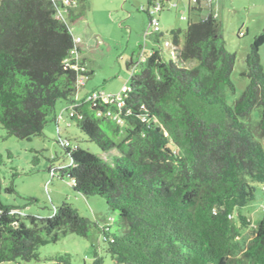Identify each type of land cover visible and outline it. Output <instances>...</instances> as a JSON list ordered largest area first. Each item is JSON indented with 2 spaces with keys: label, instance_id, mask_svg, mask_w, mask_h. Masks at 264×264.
<instances>
[{
  "label": "trees",
  "instance_id": "1",
  "mask_svg": "<svg viewBox=\"0 0 264 264\" xmlns=\"http://www.w3.org/2000/svg\"><path fill=\"white\" fill-rule=\"evenodd\" d=\"M207 2L206 16L187 23L181 46L180 30L170 29L163 43L161 33H145L155 32V48L139 55L143 69L133 71L120 92V125L96 116L110 105L92 106L85 99L91 92L73 99L84 85L78 78L92 75L81 59H69L79 47L68 22L83 19L86 5L79 12L67 8L62 20L55 17L62 1L0 0V126L8 136L29 140L42 135L48 120L56 123L58 101L76 104L71 121L105 156L63 144L71 163L52 172L73 181L74 192L101 197L116 214L111 231L67 202L39 217L0 200V263L38 260L41 247L66 234L87 238L94 225L114 264H264V215L253 222L241 212L253 201L255 184H264L258 139L264 138V27L245 58L248 84L230 106L224 91H235L230 74L236 56L225 48ZM142 12L150 24L153 16ZM258 106L252 130L241 119ZM115 149L119 153L107 159ZM3 192H16L13 181ZM92 247V264H103L99 247Z\"/></svg>",
  "mask_w": 264,
  "mask_h": 264
},
{
  "label": "rangeland",
  "instance_id": "2",
  "mask_svg": "<svg viewBox=\"0 0 264 264\" xmlns=\"http://www.w3.org/2000/svg\"><path fill=\"white\" fill-rule=\"evenodd\" d=\"M64 1V0H58ZM74 4H66L75 12L82 9L84 3V18L76 22H68L73 38L80 36L85 45L87 61L94 69L90 79L98 86L93 91L117 93L126 88L133 71L140 72L144 63L138 60L139 55L150 52L153 35L149 18L145 12L150 3L163 2L160 12L153 15L161 33L159 39L163 43L169 39L168 31L180 30V46L184 40V31L190 20H197L208 13L207 0H72ZM211 11L220 23L224 46L235 54L236 58L230 79L235 91L227 89L224 98L232 106L248 84L244 75L247 71L245 58L253 39L261 33L264 27V0H212ZM66 14V11H64ZM185 17V19L183 18ZM260 64L264 71V43L259 47ZM194 63L187 64L188 67ZM65 102L58 101L54 106V114L58 125L50 119L46 123L41 136L20 140L8 136L0 126V179L2 189L0 200L5 205L18 206L22 214L47 217L52 210L63 202L78 209L80 214L96 222L100 228L116 229L114 220L116 214L107 207L104 199L97 195L85 197L74 192L66 175L61 177L59 171L52 170L70 165L71 161L63 142L68 140L71 149L79 146L81 149L102 156V150L87 139L76 124L71 121L68 111L64 110ZM261 107L252 109L249 116L242 118L252 130L258 125ZM61 115V117L59 116ZM56 119V120H57ZM59 129H57V127ZM103 129L112 135V129L101 123ZM117 141V137H112ZM264 149V138H258ZM119 152L115 149L107 159ZM53 166V169L50 167ZM13 173L15 174L13 176ZM13 181L15 193L7 195L3 189ZM254 199L241 212L253 222L264 215V184H255ZM31 198V199H30ZM92 243L99 247L103 264H114L104 251V243L98 229L93 225L89 236L84 238L75 234H66L54 244H47L39 249L38 260H12L0 264H92ZM69 257L67 258V255ZM61 257L66 262L53 260Z\"/></svg>",
  "mask_w": 264,
  "mask_h": 264
},
{
  "label": "built area",
  "instance_id": "3",
  "mask_svg": "<svg viewBox=\"0 0 264 264\" xmlns=\"http://www.w3.org/2000/svg\"><path fill=\"white\" fill-rule=\"evenodd\" d=\"M209 1H212V0H209ZM66 4L69 5V4H74V3L72 0L62 1L61 6L57 7V9L55 10L56 19L64 20L66 18V14L64 12V11H66V9H65ZM162 7H163V4L161 2H157V3L154 2L152 4V6H150L147 10L149 11L150 15L153 16L154 14L160 12L162 10ZM183 18L185 19V17H183ZM150 26L152 28V31H155V32L159 31V27L157 26V23L153 22V20L150 23ZM74 41H75V43H78L79 39L75 38ZM165 44L167 45L168 42H165ZM77 54H78V52L76 49L72 50L70 53L69 59H71V60L75 59L77 61L78 60ZM171 54L173 55V53H171ZM70 66L73 69H77L76 64L71 65V63H70ZM84 81H85L84 76L79 77L77 80L78 86L83 85ZM85 99L87 101L91 102L92 106H96V105H99L101 103L110 105V107H107L104 111L100 110V109L95 110L96 116H98V117L103 116V117L109 118L113 122L118 123L120 125L123 123L124 119L122 116V109H123L125 104H124V101L122 98V93L119 92L116 94H112V93L109 94V93H104V91H93L88 96L86 95ZM75 106H76V104H68L65 108L68 111V115L70 117H73V115H74L73 108ZM126 112L128 113V111H126ZM63 144L66 146H69L71 148V145L69 144V142L64 141ZM72 182L73 181H71V183Z\"/></svg>",
  "mask_w": 264,
  "mask_h": 264
},
{
  "label": "crops",
  "instance_id": "4",
  "mask_svg": "<svg viewBox=\"0 0 264 264\" xmlns=\"http://www.w3.org/2000/svg\"><path fill=\"white\" fill-rule=\"evenodd\" d=\"M152 19H153V17H152ZM159 31H160V28H159ZM153 34L154 33H151V35H153ZM77 38L79 39V41H78V47H79V52L78 53L79 54H77L78 58L83 61V64L88 69V72L91 71L93 73L94 69L92 67H90V64L88 63L87 58H86L87 56H85L86 52L83 51L85 43H84L83 39L80 38V36H77ZM154 48H155V44L152 41V45H150V51H152ZM89 79H90V77H89ZM86 80H85L84 85L77 89L76 94L73 97L74 100L82 99L86 94H88V93L92 92L93 90H95L94 87L98 86L97 84H94L92 82H87ZM121 91H122V89L119 90L117 93H119ZM113 94H116V93H113ZM64 102H65L64 104H65V108H66V106H67L66 103H68V102L67 101H64ZM65 108H64V110H66ZM59 116L61 117V115H59ZM58 119L56 120V125H58ZM56 127H57V129H59L58 126H56Z\"/></svg>",
  "mask_w": 264,
  "mask_h": 264
},
{
  "label": "clouds",
  "instance_id": "5",
  "mask_svg": "<svg viewBox=\"0 0 264 264\" xmlns=\"http://www.w3.org/2000/svg\"><path fill=\"white\" fill-rule=\"evenodd\" d=\"M70 144V143H69Z\"/></svg>",
  "mask_w": 264,
  "mask_h": 264
}]
</instances>
